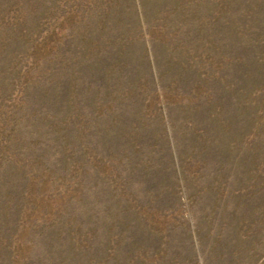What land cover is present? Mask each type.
I'll return each mask as SVG.
<instances>
[{"label":"rangeland","instance_id":"rangeland-1","mask_svg":"<svg viewBox=\"0 0 264 264\" xmlns=\"http://www.w3.org/2000/svg\"><path fill=\"white\" fill-rule=\"evenodd\" d=\"M0 264H264V0H0Z\"/></svg>","mask_w":264,"mask_h":264}]
</instances>
